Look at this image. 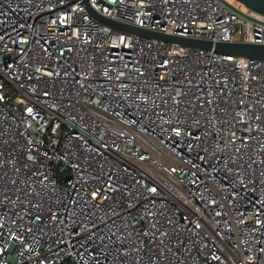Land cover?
<instances>
[{"label": "built area", "instance_id": "built-area-1", "mask_svg": "<svg viewBox=\"0 0 264 264\" xmlns=\"http://www.w3.org/2000/svg\"><path fill=\"white\" fill-rule=\"evenodd\" d=\"M90 8L264 45L225 0H0V264H264V59Z\"/></svg>", "mask_w": 264, "mask_h": 264}, {"label": "water", "instance_id": "water-1", "mask_svg": "<svg viewBox=\"0 0 264 264\" xmlns=\"http://www.w3.org/2000/svg\"><path fill=\"white\" fill-rule=\"evenodd\" d=\"M87 1V0H86ZM240 3L250 7L251 9L264 14V0H237ZM91 13L97 17L102 23L119 31L136 33L143 37L162 39L169 42H176L182 45L198 47L204 49H214L217 52L235 54L239 56L264 59V45L246 42H212L205 39H195L181 35H172L161 31L149 30L134 24H127L118 20L103 16L90 8Z\"/></svg>", "mask_w": 264, "mask_h": 264}, {"label": "rangeland", "instance_id": "rangeland-1", "mask_svg": "<svg viewBox=\"0 0 264 264\" xmlns=\"http://www.w3.org/2000/svg\"><path fill=\"white\" fill-rule=\"evenodd\" d=\"M225 1H227L228 3H230V4H232V5L236 6V7L247 8L246 5H244V4L242 5L237 0H225Z\"/></svg>", "mask_w": 264, "mask_h": 264}, {"label": "trees", "instance_id": "trees-1", "mask_svg": "<svg viewBox=\"0 0 264 264\" xmlns=\"http://www.w3.org/2000/svg\"><path fill=\"white\" fill-rule=\"evenodd\" d=\"M239 2V1H238ZM240 3V2H239ZM242 4V3H241Z\"/></svg>", "mask_w": 264, "mask_h": 264}]
</instances>
